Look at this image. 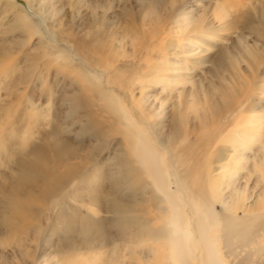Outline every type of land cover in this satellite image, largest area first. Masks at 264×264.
Returning a JSON list of instances; mask_svg holds the SVG:
<instances>
[{
  "label": "rangeland",
  "instance_id": "374dc122",
  "mask_svg": "<svg viewBox=\"0 0 264 264\" xmlns=\"http://www.w3.org/2000/svg\"><path fill=\"white\" fill-rule=\"evenodd\" d=\"M142 1L144 0H33V7L30 6V8L24 0H12V3L16 10L19 11L21 8L38 23L44 40L67 52L71 64L75 67L82 62L77 50L86 51L89 48L88 52L92 56L102 37L107 35L111 37L109 40L113 42V48L116 50L110 49L109 53L113 50L112 52L118 54L123 52L122 55H125L123 58H117L116 62H110L111 70L122 74L121 79L124 84V91L115 90V92L123 98L133 116L142 122V128L150 127L146 129L150 134L149 138L161 137L160 140L167 141L175 126L180 129L177 113L179 102L182 107L185 103L197 104L199 111L196 114L192 110L187 111V121L181 125V138L175 146L178 145V150L182 146H190L194 157L196 156L200 161L207 159L210 165L208 176L217 180L220 164L215 162V156L219 150L221 153V148H225L224 155L229 156L230 149H228L229 146L222 147L221 143L210 142V137L215 136L217 131L208 132L200 123L199 115L203 114V101L197 91L199 92L202 82L207 89L210 82L208 79H211L212 88L215 87L214 98L222 108L226 109L225 104L220 101V91L216 90L221 82L213 79L211 65L223 49L233 50L234 52L231 51V53L235 55V58L239 57L235 47L241 49V41L245 40L247 46L262 50L258 61L257 79L254 80V85L259 91H256L253 97L257 104L256 112L264 114V37L256 38L251 31H243L240 27L247 18H257L258 15L264 22V4L258 0H251L245 1L241 7L229 6L226 16L222 18L221 14L216 13L217 3H220V0H174L173 5L166 0L163 11L164 16L168 18L166 19L167 27L165 26L168 68L170 64L180 68L178 74L183 83L170 84L163 89L161 84H157V78H150L147 83L144 80L145 85L138 81L148 70V65L139 58L141 53L138 50L135 51L136 49L133 48L132 50L127 41V44L121 41L125 28L122 30L121 26H126L130 18V16L127 18L126 11H130L129 13H132L130 15H133L138 11ZM9 4L11 3L8 0H0V78L3 75L9 76L0 81V104L8 103L9 107L13 105L9 119L0 114V118H3L0 119V132L8 133L5 136L8 135L6 141H9L7 146L10 152L4 151L0 155V185L2 184L8 192L10 180L15 177L20 167L18 160L20 162H22L21 159L28 160L31 158L32 151L46 150L52 155L48 151L47 143L49 131L52 128L56 131L64 130L60 138L67 143L74 156L68 161L58 162L54 168L58 176L67 173L68 167L73 174V180H70L60 196L46 199L40 193L39 187L30 186L20 194L21 199H31L30 211L24 220L20 218L10 220L8 213L0 211V264H67L68 262L76 264L79 260H89L92 255L90 245L98 242H85L79 226L81 224L76 223L70 229L62 217L73 215L75 212L79 217L91 216L99 222L102 232L106 234L110 242H120V237L112 226L115 216L110 214L108 208L118 196L116 187L113 186L114 182L125 175L126 170L121 167L122 160L131 156L127 155L122 135L113 125L110 116L104 112L102 103L92 92L85 90L76 81L74 75L72 78L70 71H67L69 74L66 70L61 71L58 63L50 61L44 55V48L40 45L38 36L29 38L15 26L11 21L12 13ZM34 7L42 8L43 13L48 14L50 21L38 13ZM169 10L172 12L168 13ZM181 18L185 19L182 23L188 25V34L175 33L176 30L181 29L179 28L181 24L178 23ZM199 19L207 31L202 35L195 31L189 33L194 26L193 23H198ZM226 24H230L228 30H220ZM99 26L106 29L103 30ZM120 33H122L121 37L118 36ZM204 33L207 35L205 36ZM113 35H116L117 40L112 38ZM118 46L119 49L123 47L124 50L120 51ZM240 57L239 71L241 74L244 73L242 76H246L245 58L242 60ZM6 60H10L11 63H7ZM156 63H161L163 66L165 61L160 59ZM14 64L17 66L15 67ZM93 70L101 75L104 74L102 69L94 68ZM224 78L226 83H229V77ZM103 80L104 75H102L101 83ZM15 97H18L17 103L14 101ZM131 100L145 106V112L151 117L152 123L140 118L137 110L130 105ZM230 119V116L225 114L222 118L220 117V122L227 124L230 123ZM218 135L219 132L216 137ZM160 145L165 150L163 152L165 159L169 162V170H172L175 167L172 163L175 162L176 151H170L163 144ZM186 168L187 164L182 162L176 167L177 174L174 181L180 187V178ZM234 177L237 191L230 193L223 187L222 202L213 203L219 215L214 234L219 239L217 248L221 251V258L226 264H264V222L257 221L254 235L244 241L253 242L252 244L240 246L237 245L236 242L239 241L236 239L230 240L231 246L224 242L223 231L230 214L242 218L245 214L264 213V206H261L264 204L257 203L258 194L261 191V183L256 182L257 174H251L249 168L243 167ZM172 189L175 190V186L172 185ZM149 190L150 187L143 189L140 185H136V190L128 191L125 186L124 193L135 197L136 203L152 215L154 211L151 212L153 205ZM5 191H0V206L5 205L8 200L6 195L4 197ZM29 194L32 198L28 196ZM238 195L243 196V201L238 199ZM181 197L188 202L184 193ZM130 199L126 198L124 203H129ZM186 210L189 212L188 205ZM255 242L258 245H255ZM121 252H124L123 247ZM149 258L147 255L142 256L144 261ZM126 260L128 264H135L138 259L132 256L130 260Z\"/></svg>",
  "mask_w": 264,
  "mask_h": 264
},
{
  "label": "bare ground",
  "instance_id": "6f19581e",
  "mask_svg": "<svg viewBox=\"0 0 264 264\" xmlns=\"http://www.w3.org/2000/svg\"><path fill=\"white\" fill-rule=\"evenodd\" d=\"M24 1L29 8L30 6L33 7V0ZM165 1L166 0H144L139 4L138 11L133 15H130L132 14L129 13L130 11H126L127 18L130 16L126 26L122 27L120 23L121 29L125 27L124 30L122 29L125 36L123 34L121 41L124 44L128 42L131 49H136L135 51L138 50V52L141 53L139 58L143 60L145 65H148L149 71L147 70L146 73L142 75V79L138 81L145 85L144 80L147 83L150 78H157V84H161L163 89H165L166 86H170V84L183 83V80H181L178 74L180 68L171 64L168 68V51L167 44H165L167 42L165 26L168 21L166 19L168 18L164 16L165 12L163 11ZM169 1L171 5L175 3L174 0ZM220 1V3H217L216 13L221 14L222 18H224L228 12L229 6L241 7L245 1L250 2L251 0ZM258 1L264 4V0ZM8 2L11 3L9 4L10 12L12 13L11 21L14 22L15 26L20 28L29 38L38 36L40 45L44 48V55H46L50 61L58 63L57 65L60 66L59 68L61 71H70L71 77L73 78L72 75H74V78L77 79L76 81L79 82L85 90L92 92L95 98L102 103L104 112L110 116L113 125L117 127L119 133L122 135L127 155L131 156V158L128 159H121V167L126 170L125 175L114 182L113 186L116 187V193L119 197L117 196L116 201L111 202L108 208L110 214L115 216L112 226L120 237V242H110L106 234L102 232V227L99 222L95 221L91 216L79 217L76 212L70 216L63 215L64 217L62 218L63 220L65 219L64 221L70 229L73 228L76 223L81 224L79 226L81 227L82 238L85 242H98L97 244L93 243L90 245L92 250L90 251V254H92L91 258L84 261L79 260L76 264H128L126 259L130 260L132 256L138 259L135 264H226L221 258V251L217 248L219 239L214 235L216 233L215 228L219 215L215 211L213 203L217 201L222 202L223 187L230 193L237 191L234 176L240 168H249L251 174H257L256 182L261 183V191L258 194L259 200L257 203L264 204V114H258L256 112L257 104L254 102L253 97L256 94L255 92L259 91L254 85V80L257 75L258 61L262 50L247 46L245 40L241 41V49L235 47V49H237L236 54L239 57L241 56L240 58H242V60L245 58L244 63L247 69V73H245L246 76H242L244 73H240V59L236 56L238 60L235 58V55L231 53L233 50L223 49L219 55L217 54L215 61L211 65L213 68V73L211 74H213V79L215 78L221 82V86L219 85L216 90L220 91V101L225 104L226 109L222 108L215 100L213 92L215 87L214 89L212 88L211 79L207 78L210 81L208 82L207 89H205V83L202 82L199 92L197 91L198 89L196 90L201 97V101H203V114L199 115L200 123L208 132H219L217 137V133L215 136L212 135V137H210V142L212 141L215 144L221 143L223 144L222 147L229 146L228 149H230L229 156L224 155L223 150L225 148H221V153L219 150L217 152L218 154L215 156V162L220 164L218 168L220 172L216 177L217 180H215L208 176L210 165L207 159L206 161H200L199 158L196 156L194 157L191 154L190 146H182L180 150L177 148L178 145L177 147L175 146L176 142L178 143V140L181 138V125L187 121V111L192 110L194 114H196V112L199 111V109H197V104L191 103L188 105V103H185L184 108L179 102L177 113L179 120L178 126L180 129L175 126L167 141L160 140V136V138L156 137L152 139L150 137V139V134L146 131V129L148 130L150 127L146 126V129H143L142 122L133 116L122 100L123 98L115 92V90H123L124 84L121 79L122 74L116 71L113 72V69L111 70L110 67V62H116L117 58H123L125 55H122L123 52L122 54L120 53L121 55L112 52L113 50L109 53L108 50L110 49L116 50L113 48V42L109 40L111 37L109 38L107 34H104L107 36L104 38L102 37L100 43H98L95 48V54L92 56L88 52L89 48L86 51L77 50L82 62L78 64L79 67H75V65L73 66L71 64L65 50L58 49L52 46L50 42H47L48 40L43 39L41 28L37 22L31 19L32 17L30 18V16L25 14L21 8H19V11L16 10L17 8L15 9L12 0H8ZM34 9L49 20L48 14L45 12L43 13L42 8L34 7ZM171 12L172 11L169 10L168 13ZM118 16L119 15H117V17ZM200 19L198 23H193L194 26L189 30V33L195 31L199 35H202L203 32L207 31L202 25V19ZM184 20V18H181L178 21V23L181 24V26L178 25V27L180 26L179 28L181 29L176 30V34H188V25L182 23ZM93 21L96 20L93 19ZM229 25L226 24L220 30H228L227 28ZM240 27L243 31H251L256 38L264 37V22L260 15H258L257 18H247L245 23L243 22ZM231 28L232 26L230 29ZM121 35L122 33L118 36L121 37ZM206 35L207 34H205V36ZM115 36L113 35L112 38L117 40ZM201 37L203 38V36ZM121 49H123V47ZM121 49L119 50H124ZM133 52L134 51H132V53ZM96 54L98 56H96ZM124 54H126V52H124ZM150 54H154L153 57H155V59ZM160 59L165 61L163 66L161 63H156V61ZM7 63H11L10 60H8ZM82 63L83 65L80 66ZM14 66L16 67L17 64H14ZM94 68L103 70L104 74L102 75H104V84L103 82L101 83L102 75L93 70ZM67 73L69 74V72ZM226 76L229 77V80L227 79L229 83H226V78H224ZM7 77L9 76L3 75L0 81H3ZM222 82H225L224 84L228 86H223L224 84H222ZM84 89L83 92L85 91ZM14 101L17 103L18 97H15ZM131 101L130 105L137 110L140 118L146 122L152 123L151 117L145 112V106L133 100ZM5 104L6 105L0 104V114L9 119L13 105L9 107L8 103ZM225 114L230 116V123L224 124L220 122V117L222 118ZM8 124L10 125L11 123ZM8 124L7 128H9ZM4 125L2 128L5 127ZM63 131H56L54 128L49 131L47 143L49 144L48 151H50L52 155L46 150L32 151V153L29 151V153H31V158L28 160L21 159L22 162L18 160V165L20 167H18V172L15 177L10 180V187L7 188L9 189L8 192L2 184L0 185V191L6 190L4 197L6 195L8 199H6L7 202L5 205L0 206V211L5 214L8 213V216L11 217L10 220L19 218L24 220L26 216H28L31 199H21L20 197V194L23 193L27 187H39L41 189L40 193L47 199V197L60 196L70 180H73V174L69 171V167L68 172L61 176L56 175L54 171L58 162L68 161L74 156L73 151L69 148L67 143L60 138ZM5 134L8 133L5 131ZM5 134L0 132V155L4 151H9V147L7 146L9 141H6L8 135L5 136ZM223 134L224 136L222 137ZM160 144H163L164 147L166 146L170 151H176L175 162L172 163V166L175 167H173L172 170H169V162L165 159L164 149L161 148ZM19 145V147H21V144ZM181 162L187 164V168L180 178V187L179 184L175 183L174 177L177 174L176 167ZM136 185H140L143 189L150 187L148 192L153 205V210L151 212L154 211V213L152 215H149L150 213L147 210L142 209L136 203L135 197L127 196L124 193L125 186H127L128 191H134L136 190ZM172 185L175 186V190L172 189ZM181 192L184 193L188 202L184 201V198L182 199ZM28 196H30V194ZM126 198H131L130 202L127 204L124 203ZM242 198V195H238L239 200H242ZM187 205L189 212L186 210ZM227 219L228 220L225 222V230L223 231L224 242L231 246L230 240L236 239L239 241L236 242L237 245L248 246L253 242L244 241L249 240L252 235H254L257 228V221H259V223L264 222V213L245 214L242 218H237L235 215L232 216L230 214ZM5 221L7 222V219H5ZM255 245H258L257 242H255ZM121 246L124 252H121ZM230 249L231 247L229 250ZM144 255L150 258L144 261L142 259ZM67 264L73 263L68 262Z\"/></svg>",
  "mask_w": 264,
  "mask_h": 264
}]
</instances>
